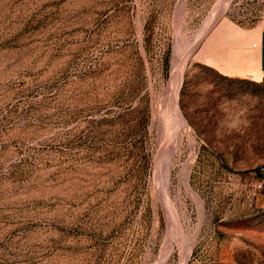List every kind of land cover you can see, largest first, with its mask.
<instances>
[{
	"label": "rangeland",
	"instance_id": "obj_1",
	"mask_svg": "<svg viewBox=\"0 0 264 264\" xmlns=\"http://www.w3.org/2000/svg\"><path fill=\"white\" fill-rule=\"evenodd\" d=\"M263 23L264 0H0V264H264V78L194 64Z\"/></svg>",
	"mask_w": 264,
	"mask_h": 264
},
{
	"label": "crops",
	"instance_id": "obj_2",
	"mask_svg": "<svg viewBox=\"0 0 264 264\" xmlns=\"http://www.w3.org/2000/svg\"><path fill=\"white\" fill-rule=\"evenodd\" d=\"M239 58H195L194 64L204 68H210L211 71L216 73V76L223 80H246L256 85L262 83L264 78V23L263 25L255 27L249 32L239 48ZM218 87H211L210 90L218 92ZM257 97L253 99L246 108H241L238 113L248 112L255 115V109L259 106ZM229 129L238 130L237 126H231ZM258 203H261L258 202ZM260 205V204H259Z\"/></svg>",
	"mask_w": 264,
	"mask_h": 264
},
{
	"label": "built area",
	"instance_id": "obj_3",
	"mask_svg": "<svg viewBox=\"0 0 264 264\" xmlns=\"http://www.w3.org/2000/svg\"><path fill=\"white\" fill-rule=\"evenodd\" d=\"M263 190V182L260 179H257L252 185L251 192L249 195L254 196L256 193L261 192Z\"/></svg>",
	"mask_w": 264,
	"mask_h": 264
},
{
	"label": "bare ground",
	"instance_id": "obj_4",
	"mask_svg": "<svg viewBox=\"0 0 264 264\" xmlns=\"http://www.w3.org/2000/svg\"><path fill=\"white\" fill-rule=\"evenodd\" d=\"M182 71V70H181ZM180 74V73H179ZM173 97V96H172ZM172 99V98H171ZM171 120V119H170Z\"/></svg>",
	"mask_w": 264,
	"mask_h": 264
}]
</instances>
